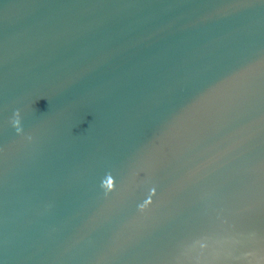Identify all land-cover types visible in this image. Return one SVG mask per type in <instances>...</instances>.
<instances>
[{"label":"water","instance_id":"1","mask_svg":"<svg viewBox=\"0 0 264 264\" xmlns=\"http://www.w3.org/2000/svg\"><path fill=\"white\" fill-rule=\"evenodd\" d=\"M0 264H264V0H0Z\"/></svg>","mask_w":264,"mask_h":264}]
</instances>
